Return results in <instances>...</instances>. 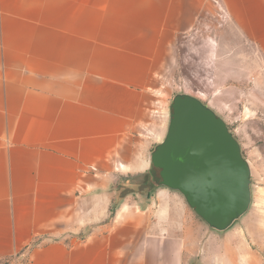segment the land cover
<instances>
[{
    "label": "crops",
    "instance_id": "1",
    "mask_svg": "<svg viewBox=\"0 0 264 264\" xmlns=\"http://www.w3.org/2000/svg\"><path fill=\"white\" fill-rule=\"evenodd\" d=\"M215 15L264 57V0H0V264H264L263 210L215 232L175 191L117 194Z\"/></svg>",
    "mask_w": 264,
    "mask_h": 264
},
{
    "label": "rangeland",
    "instance_id": "2",
    "mask_svg": "<svg viewBox=\"0 0 264 264\" xmlns=\"http://www.w3.org/2000/svg\"><path fill=\"white\" fill-rule=\"evenodd\" d=\"M177 94L197 98L225 122L251 171V204L244 215L249 218L251 212L264 211V57L239 40L233 27L218 15L209 16L181 38L157 98L154 120L158 137L148 140L149 158L165 137L170 105ZM155 188L145 172L118 186L117 194H129L131 200ZM12 260L24 264L26 256Z\"/></svg>",
    "mask_w": 264,
    "mask_h": 264
},
{
    "label": "water",
    "instance_id": "3",
    "mask_svg": "<svg viewBox=\"0 0 264 264\" xmlns=\"http://www.w3.org/2000/svg\"><path fill=\"white\" fill-rule=\"evenodd\" d=\"M149 168L152 185L179 193L215 232L228 230L251 204V171L237 140L193 96L173 97L165 137L153 148Z\"/></svg>",
    "mask_w": 264,
    "mask_h": 264
},
{
    "label": "trees",
    "instance_id": "4",
    "mask_svg": "<svg viewBox=\"0 0 264 264\" xmlns=\"http://www.w3.org/2000/svg\"><path fill=\"white\" fill-rule=\"evenodd\" d=\"M114 205L113 206H111V209H110V212L112 213V211L114 210Z\"/></svg>",
    "mask_w": 264,
    "mask_h": 264
},
{
    "label": "flooded vegetation",
    "instance_id": "5",
    "mask_svg": "<svg viewBox=\"0 0 264 264\" xmlns=\"http://www.w3.org/2000/svg\"><path fill=\"white\" fill-rule=\"evenodd\" d=\"M158 172V171H157Z\"/></svg>",
    "mask_w": 264,
    "mask_h": 264
}]
</instances>
